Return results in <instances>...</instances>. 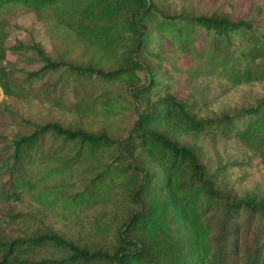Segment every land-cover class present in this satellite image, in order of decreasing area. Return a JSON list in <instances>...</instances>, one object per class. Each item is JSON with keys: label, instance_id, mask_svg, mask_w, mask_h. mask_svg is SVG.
Returning a JSON list of instances; mask_svg holds the SVG:
<instances>
[{"label": "trees", "instance_id": "1", "mask_svg": "<svg viewBox=\"0 0 264 264\" xmlns=\"http://www.w3.org/2000/svg\"><path fill=\"white\" fill-rule=\"evenodd\" d=\"M59 1L0 0V89L4 96L15 97L26 89L22 85L15 88L11 80L3 19L16 9L56 15ZM111 1L117 6L114 16L118 20L113 26L119 34L136 33L141 39L152 23L157 33L189 54L195 52L194 34L201 29L208 47L196 56H203L218 78L231 87L264 82V27L211 16H164L147 0ZM76 34L105 59L103 44L95 47ZM35 50L43 66L26 76L27 87L56 73L96 77L105 82L128 80L131 86L137 81L134 72L140 67L135 57L128 66L103 72L53 62ZM131 89L134 96L148 99L162 89L168 91L164 82L155 81L151 75L146 84ZM98 99L105 113L119 114L107 95ZM84 107L85 112H92L90 106ZM160 125H174L185 133L214 131L223 139L235 138L264 161V102L231 115L196 119L183 102L164 93L137 115L130 142L124 146L121 140L54 123L36 127L29 135L12 139L10 153L0 158V201L25 196L67 220L104 204L120 189L126 192L131 210L116 233L117 248L112 255L89 252L56 234L33 235L0 239V264H264V239L254 241L248 231L254 219L264 222V199L234 201L219 191L194 152L156 131L155 126ZM48 136L58 145L45 150ZM128 143L146 154L148 166L122 164L119 156L125 154ZM112 150L118 157L100 168L81 191L66 194L59 183L62 178L74 167L93 163ZM51 249L63 256L47 257Z\"/></svg>", "mask_w": 264, "mask_h": 264}, {"label": "rangeland", "instance_id": "2", "mask_svg": "<svg viewBox=\"0 0 264 264\" xmlns=\"http://www.w3.org/2000/svg\"><path fill=\"white\" fill-rule=\"evenodd\" d=\"M147 3L164 16H211L232 22L251 21L264 27V0H147ZM116 7L111 0H74L73 3L61 0L56 15L16 9L3 19L11 80L15 88L22 85L26 91L6 97L0 89V158L10 153L12 139L29 135L47 123L95 136L105 135L121 140L124 146L130 142L137 115L164 93L183 102L196 119H215L264 102V82L231 87L218 78L203 56H196L208 47L203 30H196L192 44L195 52L187 54L157 33L152 23L141 39L136 33L119 34L114 27L118 20L114 16ZM76 33L95 47L103 44L105 59ZM36 48L50 61L89 66L103 72L128 66L135 57L140 67L134 72L137 81L131 86L128 80L105 82L96 77L56 73L32 81L27 87L26 76L43 66ZM148 75L164 82L168 91L162 89L149 99L134 96L131 88L146 84ZM102 94L111 99L119 114H107L98 106L101 99L96 97ZM84 106H90L92 112H85ZM155 129L189 147L215 187L234 201L264 199V161L260 154L235 138L223 139L214 131L185 133L174 125L155 126ZM44 145L47 150L58 143L48 136ZM124 153L119 156L124 166L149 165L146 154L130 143ZM116 157L117 151L112 150L93 163L74 167L59 181L61 188L66 194L81 191L100 168ZM130 210L127 194L120 189L104 204L67 220L25 196L12 197L0 201V239L56 234L89 252L112 255L117 248L116 233ZM22 215L27 218H18ZM248 231L254 241L264 239V222L254 219ZM48 256L59 258L63 253L51 249Z\"/></svg>", "mask_w": 264, "mask_h": 264}]
</instances>
